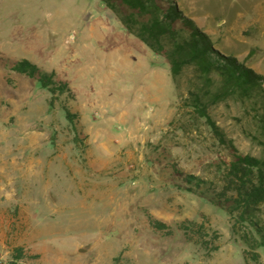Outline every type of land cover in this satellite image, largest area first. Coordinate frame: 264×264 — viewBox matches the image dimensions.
<instances>
[{
    "label": "rangeland",
    "instance_id": "1",
    "mask_svg": "<svg viewBox=\"0 0 264 264\" xmlns=\"http://www.w3.org/2000/svg\"><path fill=\"white\" fill-rule=\"evenodd\" d=\"M170 1L215 49L264 76V0ZM0 58L27 59L69 89L52 94L0 63L7 263L264 264L254 229L179 187L177 172L212 178L227 155L202 121L189 126L191 69L175 81L101 0H0ZM210 112L241 152L264 157L241 103Z\"/></svg>",
    "mask_w": 264,
    "mask_h": 264
},
{
    "label": "trees",
    "instance_id": "2",
    "mask_svg": "<svg viewBox=\"0 0 264 264\" xmlns=\"http://www.w3.org/2000/svg\"><path fill=\"white\" fill-rule=\"evenodd\" d=\"M101 1L128 33L166 59L175 81L192 70V89L186 99V106L191 108L189 126L202 121L227 153L216 162L212 178L177 172L182 180L179 187L225 211L235 224L254 229L264 242V231L258 225L264 206V157L241 152L210 112L212 106L227 100L241 103L253 118L249 137L264 151V76L215 49L210 38L170 0ZM0 63L11 72L35 80L52 94L69 91L54 73L41 70L27 59L11 63L0 58ZM65 111L71 120L73 115Z\"/></svg>",
    "mask_w": 264,
    "mask_h": 264
},
{
    "label": "crops",
    "instance_id": "3",
    "mask_svg": "<svg viewBox=\"0 0 264 264\" xmlns=\"http://www.w3.org/2000/svg\"><path fill=\"white\" fill-rule=\"evenodd\" d=\"M2 220V217H1V215H0V221ZM17 231H19L20 232V227H19V229L17 230ZM7 232H10V230L9 231H7ZM1 233V232H0ZM10 243H12L11 241H9L7 238H4L3 236H1V234H0V259L2 260V261H4V262H6L7 263V258H8V256H9V254H11V252L9 251V244ZM16 262V260H10L7 264H10V263H12V264H16L15 263Z\"/></svg>",
    "mask_w": 264,
    "mask_h": 264
},
{
    "label": "bare ground",
    "instance_id": "4",
    "mask_svg": "<svg viewBox=\"0 0 264 264\" xmlns=\"http://www.w3.org/2000/svg\"><path fill=\"white\" fill-rule=\"evenodd\" d=\"M110 30V29H109ZM111 30L112 31H110V32H108L107 34L108 35H110V34H113V33H115V31H114V28L113 27H111ZM116 34V33H115ZM111 36V35H110ZM93 37V36H92ZM106 36H99V38H100V41L99 42H101L102 44H105V42H104V38H105ZM116 37H117V34H116ZM108 40H110V39H108ZM116 40V39H115ZM115 40H113V42L115 41ZM106 41V40H105ZM116 42V41H115ZM108 45V44H107ZM111 45H112V43H111ZM101 46V45H100ZM103 46H105V45H103ZM110 47V46H109ZM115 47V46H114ZM117 48V47H116ZM108 49V48H107ZM116 50H119V49H116ZM111 51V50H110ZM115 53V52H114ZM118 54H116V55H111V53H110V56H111V58H112V60L113 61H115V62H118V61H121V56H123V53H120L119 54V52H117Z\"/></svg>",
    "mask_w": 264,
    "mask_h": 264
},
{
    "label": "built area",
    "instance_id": "5",
    "mask_svg": "<svg viewBox=\"0 0 264 264\" xmlns=\"http://www.w3.org/2000/svg\"><path fill=\"white\" fill-rule=\"evenodd\" d=\"M0 264H7V263L0 259Z\"/></svg>",
    "mask_w": 264,
    "mask_h": 264
},
{
    "label": "water",
    "instance_id": "6",
    "mask_svg": "<svg viewBox=\"0 0 264 264\" xmlns=\"http://www.w3.org/2000/svg\"><path fill=\"white\" fill-rule=\"evenodd\" d=\"M79 251L80 252H83V251H85V249L84 248H80Z\"/></svg>",
    "mask_w": 264,
    "mask_h": 264
}]
</instances>
